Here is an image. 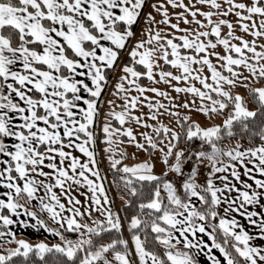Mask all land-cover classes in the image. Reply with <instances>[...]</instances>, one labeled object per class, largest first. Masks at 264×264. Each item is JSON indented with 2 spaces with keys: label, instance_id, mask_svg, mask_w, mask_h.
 Instances as JSON below:
<instances>
[{
  "label": "snow or ice",
  "instance_id": "obj_1",
  "mask_svg": "<svg viewBox=\"0 0 264 264\" xmlns=\"http://www.w3.org/2000/svg\"><path fill=\"white\" fill-rule=\"evenodd\" d=\"M173 2L169 0V3ZM201 2L219 9L222 16L235 12L241 18L243 31L264 38V0H226L224 7L217 0ZM143 4L144 0H0V185L7 188L5 198L0 199V225L4 229L0 231V240L16 245L0 251V264H16L13 258L18 256L24 258L19 264H199L197 256L203 251L202 245L219 249L223 254L217 258L209 251L211 264H264V246L249 243L253 236L234 217L229 218L218 211L222 199L228 204L224 211L233 210L235 201L223 196L222 189L229 192L235 189L236 199L241 203L236 204L234 210L251 218L249 223L259 229L256 235L264 237V213L245 207L259 204L264 197V191L257 190H264V178L255 175L246 165L247 158L255 166L254 172L264 175V86L253 87L249 83L250 79H264V43L258 49L255 39L249 41L242 36L235 37L241 43H229L234 37L232 22L220 19L213 23L212 11L201 14L208 18L216 40L208 39L205 43L200 39L209 36L208 31H196L191 39L188 35L180 36L182 44L164 38L166 43L159 45L160 55L179 71L174 74L160 70L159 76L161 80L168 77L176 81L198 80L202 87L191 83L186 87L172 85L178 93L187 92L199 98L191 104L185 100L177 107H194L209 119L219 115L223 117L222 121L202 126L191 119L190 113L181 118L179 112L169 109V114L177 118L180 131L163 121L148 125L129 111V108L138 107V96H132L122 111H110V115L120 125L135 119L138 124L151 127L156 138L142 133L149 146L145 148L144 142L136 140L131 127L113 128L105 122L103 140L108 144L105 150L123 152L112 148L111 142L114 134H126L127 143H135L137 148L145 151L158 150L166 169L157 173L150 159L134 164L122 163L126 153L107 157L110 168L122 174L120 180L126 195L121 199L136 210L123 221L119 211H113L112 201L99 182V169L93 167L98 163L93 147L96 137L90 126L95 123L98 98L107 79L104 70L115 65L119 50L134 35L132 25ZM181 6L187 7L183 0ZM162 11L168 22L167 9ZM188 11L194 21L204 24V21L196 20L200 9ZM256 17L259 18L258 25ZM185 20L187 22L186 17ZM245 20L251 23H243ZM222 24L228 27L225 36H221ZM152 38L161 39L158 34L150 36ZM217 43L223 45L225 54L213 52L211 55L224 61L221 69L228 74L218 69L209 55L181 51L191 48L194 53L207 52L209 46L215 48ZM144 44L143 40H138L130 55L133 60L139 57V65L146 70H138L126 63L123 72L127 75L121 76V80L134 85L138 93H143L145 87L129 76H147L155 80L153 72L157 64L152 59L157 50L145 48ZM141 48L144 50L139 51ZM193 64H199L201 69L194 70ZM204 65L210 70L211 82L208 76L200 74ZM241 69H246L249 76H244ZM77 75L83 79H77ZM89 78L91 85L86 82ZM166 82L171 83L170 80ZM237 84L248 89L257 107L249 108L244 96L232 91ZM115 87L124 90L123 83L118 82ZM82 90L89 95H83ZM151 91L168 96L158 88ZM158 106H162L159 101L148 104L149 109ZM148 115L157 118L151 111ZM255 127L259 129L255 133L259 144L244 147L236 140L231 147H221L223 139L243 135L239 129ZM73 137L80 138L81 142L76 143L71 139ZM197 137L210 146L208 151L179 147L182 139L188 144ZM157 140L166 142V147H161ZM65 145L79 149L89 159L81 162L79 157L65 150ZM202 158L207 159L211 170L204 182H199L197 167L192 166L186 174L184 164L186 160L194 159L199 165L203 163ZM66 159L71 161L67 165ZM233 161L245 165L244 174H251L256 188L241 179ZM229 164L231 177L240 181L244 188L235 183L217 185L214 182V174ZM45 167L51 171H45ZM169 172L181 177L179 188L167 178ZM222 179L227 181L228 176ZM80 185L91 192V203L84 202L87 206L71 194V189ZM56 187L68 197L67 202L53 190ZM66 188L69 191H64ZM33 201L38 204L29 207ZM34 208H38L40 214ZM94 210L99 212V217L94 216ZM21 212L35 219L31 227L42 226L59 237L60 242L49 244L41 239L30 243L27 239H16L15 232L8 226L29 225V220L13 219ZM85 216L91 217V222L84 221ZM257 216L261 218L255 219ZM45 217L56 226H50ZM125 227L128 238L123 235ZM198 232L206 233L211 244L198 236ZM229 238L233 240L231 245Z\"/></svg>",
  "mask_w": 264,
  "mask_h": 264
},
{
  "label": "rangeland",
  "instance_id": "obj_2",
  "mask_svg": "<svg viewBox=\"0 0 264 264\" xmlns=\"http://www.w3.org/2000/svg\"><path fill=\"white\" fill-rule=\"evenodd\" d=\"M217 3L221 4L222 7H224L226 0H217ZM155 5V7H153ZM183 5H186L187 7L181 6V0H174L173 3H169V0H144V4L139 11V15L137 17V20L132 25V31L134 33L133 36L129 37L128 40L125 43V47L123 49L119 50V56L118 61H115V73L112 81L106 86L107 88L102 89L101 96L98 98V112L95 116V123L90 126L91 130L94 133V136L96 137L95 145L93 146L96 153V160L97 164L93 165L94 168H98L100 172V178L99 182L104 185L105 188V194L109 197V199L112 201V208L113 211H119L120 213V207L124 203V200L121 199V196L114 194V192L111 189V186L108 184L109 180V170L110 163L107 159L109 155H116L119 157L122 154L126 153L125 159L122 161V163L126 164H134L139 161L150 159L155 164V171L157 173L164 172L166 169V165L163 164L162 160L160 159V153L158 150H151V151H145L144 149L137 148L135 143H127L126 141L129 139L126 134L119 135L114 134L113 140L111 142L112 148H118L122 149L123 152H109L105 149L108 147V144L103 140V125L105 122H107L110 126L113 128H123V127H131L133 129V132L135 134L136 140L140 142L145 143V148H148L149 146L144 141V137L142 133H149L153 136V138H156V133L151 127H145L144 124H138L135 119H128L125 122V125H120L119 121L112 117L110 115V111H122L124 105L127 103V100H130L132 96H138L137 104L138 107L135 109L129 108L130 112H133L136 116L140 117L141 120L145 121L148 125L152 124H158L160 121H163L165 124H167L170 128H174L177 131H180V125L177 123V118L171 114H169V109H171V112H179L181 114V118L183 114H191V119L197 121L202 126H209L212 123H219L222 121L223 117L219 115H213L211 119L208 118V116L204 113H200L196 108L194 107H177L178 105H182L185 100L189 101L191 104L192 101L195 99L197 102L199 100L198 97H194L193 94L187 93V92H177L172 85H179L180 87H186L190 83L195 84L197 87H202L200 82L195 79H191L190 81H176L172 79L171 77L166 78V80H170L171 83H167L166 80H161L159 76L160 70L165 71H172L174 74L178 73L179 69L175 66L167 64L162 56L160 55L161 50L159 49V45L166 43V40L164 38L173 39L176 43H183V41L179 40L180 36L188 35L189 38H193V34L196 31H208L210 33L207 37H200L201 40H204L205 43L208 39L216 40L215 34L211 33V25L208 24V18L204 17L201 13L203 11H212L214 14L211 17V20L213 23L218 22L220 19H227L233 24V33L234 37L229 39V43H241L239 39H235V37H244L245 39L251 41L256 40L257 44L256 47L259 49L260 44L264 43V38H258L253 37L251 35V32L243 31L240 27L241 18L237 17L235 15V12H229L226 16L221 15V11L219 9L211 7L207 3L201 2V0H183ZM162 9H167V19L168 22L165 21L164 16L165 13L162 11ZM188 9H200V12H197L196 14V20L197 21H204L203 25H200L196 21L193 20L192 13L188 11ZM150 14V18H149ZM183 14V15H178ZM185 17L187 18V22L185 20ZM257 19V25L259 24V18ZM243 23H251L250 21H243ZM178 24L179 27L175 28L172 27V25ZM221 28V36H225L228 33V27L227 25H220ZM187 30V31H186ZM156 34H158L161 39L156 40L154 38L150 39L151 37H154ZM138 40H143L145 42L144 47L145 48H155L157 51L153 54L152 59L157 61V64L154 65V72L153 76L155 77V80L149 79L147 76H141L139 78H133L129 76L130 79H136L137 83L143 85L145 87V91L143 93H138L136 87L134 85H129L127 81L121 80V76L127 75L123 72V65L126 61V56L129 55V61L127 64H130L132 66H135L138 68V70L144 71V66L139 65L138 60L139 57L136 58V60H133V58L130 55L132 47L136 45V42ZM110 44V42H105ZM144 49L141 48L139 51H143ZM169 48V53H170ZM181 51H187L190 53H193L198 56L203 55H209V59L212 60L213 64L218 68L221 69V65L224 63L220 57L216 55H211L213 52H219L222 55L225 54V50L223 45L217 43L215 48L208 47L207 52H200V53H194V50L189 49H181ZM249 56H251V53H248ZM171 58V56H170ZM194 70H200L201 66L199 64H193L192 65ZM224 71V74H228L226 70L221 69ZM244 76H249V73L246 69H241ZM202 76H208L209 82L210 80V70L207 68L206 65L203 66V70L200 73ZM91 85L90 78L86 81ZM123 83L124 84V90L121 91L119 89H116L115 85L117 83ZM249 83L253 87H260L264 86V79H250ZM225 87H229L228 85H225ZM152 88H158L162 92H167L168 96H162L157 94L156 92L151 91ZM233 92H239L242 96H244L245 100L248 101V107L253 108L249 103L248 98V89L245 87H242L240 84H237L235 88H232ZM117 93H119L117 95ZM82 94L87 96L88 93L83 92ZM171 97V99H169ZM18 99V98H16ZM109 101H112V103H108ZM157 101H159V104L162 106H158L153 109H149L148 104L153 103L155 104ZM100 104V106H99ZM78 111V110H77ZM156 113L157 118L152 119L151 116L148 115L149 112ZM100 135V141L98 140V136ZM75 140L76 143L81 142L80 138L73 137L71 138ZM125 141L124 143H121V141ZM236 140H239L242 144V140L236 136L231 137L227 140L220 141L221 147H231L233 146L234 142ZM157 143L161 145V147H166V142H162L160 140H157ZM198 144H200L201 148L199 150L208 151L209 145L207 143H203L200 139ZM243 146V144H242ZM194 147L192 146L189 150H193ZM65 150L72 152L73 156L79 157L80 161L83 162L84 160L89 159L85 154L81 153L79 149L74 147H68L65 145ZM203 163L197 165L196 161L194 159H188L185 161L184 164V172L186 174L190 173V168L192 166H196L198 170V181L204 182V180L207 178V172L210 171V165L206 158H202ZM70 159L65 160V165L70 163ZM233 163L237 164V167L241 173V179L247 180L248 183L253 185V188H256L255 182L251 179V174L245 175L244 174V168L245 165H241L238 161H233ZM246 165L249 169H252V172L257 175L260 178H264V175L260 173H255L254 169L255 166L252 164L251 160H248L246 158ZM45 171H51L47 167H45ZM90 178H94L91 176V173H87ZM217 177H221L223 175L225 176H231V165H226V168L222 171H218L215 173ZM214 174V175H215ZM168 179L173 180L175 183H177L178 188L180 187L181 177L177 175L176 173L169 172ZM230 181L232 183H238V185H241L244 188V185L240 183V181H236L235 178H230ZM54 191H57L58 195H61V199L67 202L68 197L64 196L63 193L60 191L58 187L53 189ZM181 191L182 188L180 189ZM258 191H264L257 189ZM64 191H69V189H65ZM71 194L79 199L81 203L84 206H87L84 202L87 201L88 203H91V192L90 190L83 185L77 186L76 188L71 189ZM98 195H101L98 193ZM237 197V196H236ZM239 203H241L240 200H238ZM36 201H33L29 204V207H33ZM79 206V205H78ZM98 207V206H96ZM105 207H108V205H105ZM245 207L248 210H253L256 212L264 213V197L261 198L259 204H253V205H245ZM34 210L38 211L39 209L34 208ZM219 211V208H218ZM243 211V210H242ZM221 212V210L219 211ZM94 216L99 217V212H96L94 210L93 212ZM222 215V213H220ZM121 215V214H120ZM243 226L247 228L252 236L253 239L249 241V243L256 245V238H261L256 235L255 233V227H258L257 225H253L249 223V217L246 215L243 217ZM255 219L259 220L261 217L257 216L254 217ZM84 221L91 222V217L85 216ZM53 224V223H52ZM239 230V229H237ZM259 231V229H257ZM16 239H26L23 235H18ZM45 240L47 243H58L60 240H54L51 241L49 238L45 236L40 237L38 240L35 239H28L27 240L30 243H36L39 240ZM15 243H4L3 240H0V251H4L8 247H15Z\"/></svg>",
  "mask_w": 264,
  "mask_h": 264
},
{
  "label": "crops",
  "instance_id": "obj_3",
  "mask_svg": "<svg viewBox=\"0 0 264 264\" xmlns=\"http://www.w3.org/2000/svg\"><path fill=\"white\" fill-rule=\"evenodd\" d=\"M118 59L119 58H117V61H118ZM76 78L77 79H83V77H80L79 75H77ZM224 176L225 175H223L221 177H217V175L215 174V181L214 182L217 185H222L223 183H229V184H231L232 182L230 181V178H232V177L231 176H228V180L227 181H224L222 179ZM235 184H236L237 187L243 188L241 185H238V183H235ZM6 191H7V188L4 185H0V199L5 198V195L4 194H5ZM222 194H223V196H227L228 199L234 200L235 203L233 204V210H230L229 212H225L224 209L228 207V204L222 199L221 205L218 206L219 211L221 210L220 213H222V215H226L229 218L234 217L237 220V222L245 230H247L250 235H252L251 232L247 228H245L243 226V221H244V218L243 217L245 215H242L241 213H238V212H236L234 210L236 204H239L238 199H236V196H238V193H236L235 189H232L231 192H229V190H227V189H222ZM36 203H38V201H36ZM13 219H16L18 221L21 220V219L29 220V225L28 226H24L22 224H14V225H9L8 226V227H10L13 230V232H15L16 238L20 234V235H23L24 237H26V239L28 238L30 240L32 238L35 239V240H38L40 237H44L45 238V236L47 238H49L51 241H54V240H58L59 239V237H56L54 234L47 232L46 229L43 228L42 226H39V227H36V228L31 227V224H34L35 223V219L34 218H29V217L25 216L22 212H21V215L19 217H17V216L14 215L13 216ZM45 219H46V217H45ZM46 222L50 226H54V227L56 226L55 224H52V222L50 220H47L46 219ZM255 228H256L255 229V233H257L258 227H255ZM3 230H4L3 229V226L0 225V231H3ZM189 235H191V234H189ZM198 236L203 237L208 242V244H211V240L207 237V234L206 233H199L198 232ZM8 239L11 240V237H8ZM256 245L264 246V237L256 238ZM178 247H179V245H178ZM202 248H203V251L200 252L199 255L197 256V259L199 261V264H211V261L208 259V252L209 251H211V253L213 255L217 256V258H221L223 256V254L219 252V249H216V248L209 249L206 245H202ZM225 264H226V262H225Z\"/></svg>",
  "mask_w": 264,
  "mask_h": 264
},
{
  "label": "trees",
  "instance_id": "obj_4",
  "mask_svg": "<svg viewBox=\"0 0 264 264\" xmlns=\"http://www.w3.org/2000/svg\"><path fill=\"white\" fill-rule=\"evenodd\" d=\"M126 57L127 58H126L125 64L129 61V55H127ZM104 71H105L106 76H107V79L104 82V86H105V88H107L106 86H108V84L112 81V79L114 77L115 66L110 67V68H106ZM248 98H249L250 105L253 108L257 107V105L254 102H252V100H251V98L249 96V93H248ZM99 106H100V104H99ZM186 123H188V122H186ZM258 130H259L258 127L249 128L248 130L239 129V131L241 133H243V135H239V136H236V137H238V138H240L242 140V144H243L244 147H248V146H251L253 144H259L260 140H259L258 136L255 135V133ZM227 139H229V138H225L223 140H227ZM198 142H199V137L194 138L188 144H185V142L182 139V141L179 144V147H181V148L187 147L188 149H190L192 146H196V148L194 147V150H199L201 148V146H200V144H198ZM224 159L226 160L227 157H224ZM108 173H109L108 184L111 186L114 194L116 193L119 196L126 195V190L124 189L123 181L120 180V175H122V174L117 172V171H115V170H113V169H110ZM114 181H116V183H114ZM146 195H147V193H146ZM119 210H120L122 221H123V218L126 215L135 214V211H136L133 207H131L129 205H126L124 203L121 205ZM41 215L43 216V214H41ZM69 235H73V234L69 233ZM123 235L125 236V238H128V236H129V233H128L126 227H125V231H124ZM149 239H151V238H149ZM228 243H229V245H231L233 243L232 238H229ZM33 258L35 259V257H33ZM23 259L24 258L22 256H18V257H14L13 258V260L16 262V264H19V262L22 261Z\"/></svg>",
  "mask_w": 264,
  "mask_h": 264
},
{
  "label": "built area",
  "instance_id": "obj_5",
  "mask_svg": "<svg viewBox=\"0 0 264 264\" xmlns=\"http://www.w3.org/2000/svg\"><path fill=\"white\" fill-rule=\"evenodd\" d=\"M98 140H99V142L101 143V141H100V140H101V139H100V135L98 136Z\"/></svg>",
  "mask_w": 264,
  "mask_h": 264
}]
</instances>
